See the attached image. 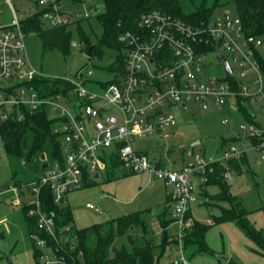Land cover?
<instances>
[{
  "label": "built area",
  "instance_id": "2783aa9c",
  "mask_svg": "<svg viewBox=\"0 0 264 264\" xmlns=\"http://www.w3.org/2000/svg\"><path fill=\"white\" fill-rule=\"evenodd\" d=\"M6 1L13 19L0 27V127L11 119H22L26 109H44L63 147L61 161H46L43 174L13 188L19 191L15 203L26 206V215L35 222L36 231L30 232L29 238L40 251V263L75 264L82 257L81 250L73 255L76 234L69 225L56 224L54 211L44 201L43 189L49 191L53 204L64 206L68 195L84 187L87 180L97 181L113 158L126 171L147 172L164 183L172 204L171 217L179 223L180 241L183 228L189 224L184 216L197 200L191 176L197 174L204 183L212 171L210 162L238 157L246 150L236 144L237 140H230L214 160L196 155L192 163L181 169L153 161L144 151L133 148L131 141L180 134L169 106L178 104L187 109L189 101L199 103L203 109L210 103L230 105L241 115L244 107L248 117L240 128L250 148L264 150V119L259 120L252 107L264 102V38L248 34L237 14L226 11L206 20L188 21L159 10L142 13L135 30L118 35L123 70L110 72L108 81L112 82L103 83L101 91L85 85L94 74L88 67L79 69L74 78L50 77L66 82L70 88L41 95L33 80L44 75L28 58V32L23 31L11 0ZM31 1L41 8L35 13L46 27L70 26L95 17L103 8V0ZM76 46V42H71V47ZM218 51L226 56L232 72H226ZM210 53L221 63L223 75H204L205 57ZM242 78L249 80L244 82ZM228 122L227 117L221 120L223 124ZM187 155H192L191 151ZM230 175L226 172L224 177L229 179ZM86 207L98 211L91 203H86ZM178 250V264H190L180 244Z\"/></svg>",
  "mask_w": 264,
  "mask_h": 264
},
{
  "label": "rangeland",
  "instance_id": "374dc122",
  "mask_svg": "<svg viewBox=\"0 0 264 264\" xmlns=\"http://www.w3.org/2000/svg\"><path fill=\"white\" fill-rule=\"evenodd\" d=\"M181 11L189 14L198 8H211V17L221 16L226 11L236 14L233 0H178ZM18 19L23 20L33 15L41 8L37 7L31 0H11ZM20 4V6H19ZM32 8V9H31ZM13 13L6 0H0V27L11 23ZM83 31L88 36L89 41L94 45L102 34V27L95 17L89 21H82ZM72 31L71 42H76V47H71L67 55L58 49L43 51L38 33H26L25 43L28 58L32 66L44 76L59 78H74L79 69L91 67L94 74L89 77L85 85L94 90L101 91L100 86L107 82L111 75L106 70V66L113 62L116 52L103 48L102 58L89 57L79 41V34L76 26L69 27ZM229 56V53L226 52ZM206 77L223 75L224 70L215 54L210 53L205 57L203 68ZM234 76H239L236 71ZM244 82L248 78H242ZM250 90L254 86L247 82ZM252 107L258 112L257 118L264 119V102L253 104ZM174 114L177 130L180 134L171 138H160L159 136H149L144 138H133L131 144L133 148L145 151L150 158L162 159L165 163L176 168H182L192 163L196 155L208 160L220 155L218 148L223 139L237 140V145L245 147L249 156V169L240 175H233L229 181L231 191H233L250 212L249 219L258 228L264 231V160L254 163V156L260 153L250 148V142L244 136L240 128V123H245V118L240 112L232 110L230 105L216 106L209 104L207 109H203L197 102H188L187 109L178 104L168 107ZM227 117V124L221 120ZM198 139V143L188 146V143ZM192 155H187V151ZM262 152V151H261ZM120 167L114 171L110 167L108 172L102 173L93 186H84L67 197V205L72 209V216L75 228H82L95 222L118 217L133 211L147 210L145 219L147 230L144 237L152 239L154 244H158L162 238V228L159 225L158 217L170 220L166 227L167 234L177 237L179 223L170 214L171 206L165 203V192L167 187L163 182L147 172L123 173ZM40 169L39 175L43 174ZM38 175V176H39ZM11 167L9 158L3 148L0 138V264H37L34 256V247L28 235L27 220L22 211V204H14L15 193L2 186L12 183ZM191 181L195 185L197 200L191 205V214L195 220L202 223H209L210 215L218 214L217 207L207 206L204 199L198 193V183L200 178L191 176ZM207 192L217 193L216 185H207ZM24 197H28L25 195ZM21 197V198H24ZM207 198V197H206ZM210 199V195H209ZM212 200V199H211ZM91 202L100 212L94 208L86 207V202ZM214 201V200H212ZM24 202V200H22ZM104 212V213H103ZM103 213V214H102ZM140 227H136L132 235L136 239L142 238ZM208 245L224 256L230 257L233 264H264V255L252 251L254 248L251 242L233 222L211 225L206 233ZM127 238L119 239L116 246L127 245ZM216 252V251H215ZM216 255V253H215ZM202 255L196 258L191 264H212L218 262L216 256ZM180 257L178 248L169 250L163 261L170 262ZM224 264L227 261L223 262ZM218 264H221L218 262Z\"/></svg>",
  "mask_w": 264,
  "mask_h": 264
},
{
  "label": "trees",
  "instance_id": "16d2710c",
  "mask_svg": "<svg viewBox=\"0 0 264 264\" xmlns=\"http://www.w3.org/2000/svg\"><path fill=\"white\" fill-rule=\"evenodd\" d=\"M236 14L241 18L245 31L264 38V0H233ZM152 10H159L164 13L188 20H206L211 17V8H198L192 13L184 14L181 11L178 0H103V8L95 19L102 27V34L94 44L89 57L102 58L103 48L116 52L113 62L106 66L109 72H121L123 70V58L120 54L122 45L117 37L126 30H135L136 23L142 13ZM39 14L21 20V27L25 32H36L41 40L43 51L52 49L60 50L67 55L71 48V29L76 26L79 34V41L83 50L87 52L92 45L88 36L83 31L81 22L89 21L84 19L75 22L70 26L46 27L39 20ZM263 65L264 61L262 60ZM115 81V80H113ZM107 82H112L107 81ZM33 85L41 95H48L63 89L66 91L70 85L60 79L46 76H38L33 80ZM244 118H247L244 107H241ZM53 121L48 118L44 109L24 112V117L20 120L11 119L0 127V138L3 148L9 158L12 179L17 187L27 184L38 177L42 161V153L46 156V161H61L63 159V147L57 134L53 132ZM236 140L223 139L221 146L227 141ZM113 158V157H112ZM117 159L113 158L109 162L112 168L119 167ZM107 167V170L109 168ZM212 171L207 173L204 185H216L218 192L210 195V199L217 202H226L228 207H219L217 215L212 214L211 223H202L195 219H190V212H186L184 220L189 224L183 228L180 241L177 237L167 234L166 227L170 220L158 217V222L162 228V238L158 244H154L152 239L144 237L149 226L145 219L147 210L133 211L114 218L95 222L91 225L75 228L72 224V209L67 204L59 206L53 204L48 190L43 189V198L47 207L54 211L55 221L58 226L69 225L70 231L76 234L77 244L73 255L78 250L82 251V257L75 261V264H162L166 253L181 245L184 257L190 261L199 255L213 256L215 251L206 242V233L212 224L233 222L239 230L253 242L258 250L257 253L264 255V231L249 220V210L233 194L230 184L224 177L226 172L233 175H240L249 169V160L245 153L238 157L226 160H216L210 162ZM126 173H135L126 171ZM96 180H87L84 186H93ZM168 197V202H170ZM27 220L28 235L35 232V222L26 215V206L22 207ZM140 227L142 238L140 240L132 235V232ZM127 238V245L116 246L115 242L122 238ZM34 247V246H33ZM40 251L34 247V256L37 264ZM70 259V258H68ZM218 262L224 264L220 259ZM233 264L232 260L228 263ZM165 264H178L177 260ZM235 264V263H234Z\"/></svg>",
  "mask_w": 264,
  "mask_h": 264
},
{
  "label": "crops",
  "instance_id": "0c3cea01",
  "mask_svg": "<svg viewBox=\"0 0 264 264\" xmlns=\"http://www.w3.org/2000/svg\"><path fill=\"white\" fill-rule=\"evenodd\" d=\"M223 141V140H222ZM222 143V142H221ZM221 143H220V146H219V148H218V151L220 152V154H221V149H222V146H221ZM137 150H140V149H137ZM140 151H143V150H140ZM145 152V151H144ZM259 153H260V156L258 157V156H254V163L255 164H258V163H260V161H261V159L262 160H264V150H262V152L261 151H258ZM146 153V152H145ZM245 154L247 155V153L245 152ZM148 155V154H147ZM220 155H218V156H216V157H212V158H210V159H208V160H214L215 158H217V157H219ZM248 157V160L250 161V159H249V156H247ZM153 161H155V162H157V163H159V164H162V165H164V166H167V167H170V168H172V169H181V168H176V167H173V166H170L169 164H167V163H165L161 158L160 159H155V158H151ZM109 168H110V166H109ZM112 168V167H111ZM118 168V167H117ZM121 168V167H120ZM183 168V167H182ZM113 169V171L116 169V168H112ZM122 169V168H121ZM123 171V173H126V170H122ZM108 172V170H106V173ZM105 173V172H104ZM101 175V174H100ZM100 175L98 176V178L97 179H99V177H100ZM232 176H233V174L231 173V175H230V178L229 179H227V181H228V183H229V181L231 180V178H232ZM193 177H197V178H200L197 174H193ZM201 179V178H200ZM6 184V185H5ZM3 186H2V188L3 189H6L7 187H8V189L9 190H11V191H13L14 193H15V199H14V201H13V203L16 205V203H15V200H16V195L19 193V191H18V193H17V191H15L13 188L14 187H17L16 186V184H14V181L12 182V183H9V182H6ZM164 184V183H163ZM165 186V185H164ZM195 186V185H194ZM198 193L200 194V196L204 199V203L207 205V206H214V207H217L218 209H219V211H220V208L219 207H228L229 205H228V203H226V202H217V201H212L211 199H209V195H211V194H215V193H209V192H207V185H204L203 184V182L202 181H200L199 183H198ZM231 189V188H230ZM232 193L233 194H235L233 191H232ZM236 195V194H235ZM168 197H169V195H168V190H167V193L165 192V203H164V205L162 206V208L164 207V206H167V205H170L171 206V210H172V204H171V201L170 202H168ZM207 197V198H206ZM242 202V201H241ZM86 203H91V202H86ZM243 203V202H242ZM92 204V203H91ZM243 205L246 207V205L243 203ZM247 208V207H246ZM161 209V208H160ZM160 209H158V210H160ZM190 209H191V207H190ZM190 209H189V212H190V214H191V211H190ZM157 210V219H158V211ZM171 210H170V214H171ZM23 211V210H22ZM139 211H141V210H139ZM98 212H100V210H98ZM251 212V211H250ZM250 212H249V214H250ZM104 213V212H103ZM102 213V214H103ZM249 214H248V218H249ZM145 215H147V213L145 214ZM214 215H217V214H214ZM211 216V215H210ZM190 219H194L193 218V216H192V214H191V216H190ZM209 223H211L212 222V220H211V217L209 218ZM250 220V219H249ZM224 223H227V222H224ZM220 224V223H219ZM254 224V223H253ZM213 225H215V224H212V226ZM256 227V226H255ZM258 228V227H257ZM262 229V228H261ZM208 232V231H207ZM178 234V233H177ZM205 239H206V237H205ZM206 242H207V239H206ZM207 244H208V242H207ZM255 245V244H254ZM210 247V246H209ZM210 248H212V247H210ZM214 251H216L215 253L216 254H220V255H224V254H222L220 251H217L216 249H214V248H212ZM251 250L252 251H254L255 252V250H258V248L255 246L254 248H252L251 247ZM179 251V250H178ZM180 253V252H179ZM216 256V255H215ZM200 257H202V255H199V256H196V257H194L192 260H190L189 261V263L191 264L196 258H200ZM177 258H178V256H176V260H177ZM217 259H218V257H216ZM229 260H231L230 259V257H228V260H227V263H228V261ZM222 261V260H221ZM222 262H224V261H222ZM161 263L162 264H165V263H167V262H165V261H161ZM238 264H239V262H237ZM212 264H218V262H215L214 263V260L212 261Z\"/></svg>",
  "mask_w": 264,
  "mask_h": 264
},
{
  "label": "water",
  "instance_id": "95a60500",
  "mask_svg": "<svg viewBox=\"0 0 264 264\" xmlns=\"http://www.w3.org/2000/svg\"><path fill=\"white\" fill-rule=\"evenodd\" d=\"M93 47H94V45H91V46L88 48V50H87V52H86V55H87V56H90V55H91V52H92ZM218 55H219V58H220V60H221V62H222V65L224 66L226 72H227V73L232 72V67L229 65V62H228L226 56H225L222 52H220V51H218ZM182 106H185V104H182ZM159 112H160V111H159ZM198 142H199L198 139H194L193 141H191L190 143H188V146H193V145H195V144L198 143ZM40 159H41V161H42L41 169L46 168L47 163L45 162V160H46V156H45L44 153L41 154ZM5 185H6V184H5ZM216 257H218V259H220V260H222V261H227V260H228V257H226V256H224V255L216 254Z\"/></svg>",
  "mask_w": 264,
  "mask_h": 264
}]
</instances>
